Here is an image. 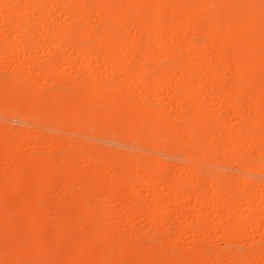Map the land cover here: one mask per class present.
<instances>
[{
	"label": "bare ground",
	"instance_id": "6f19581e",
	"mask_svg": "<svg viewBox=\"0 0 264 264\" xmlns=\"http://www.w3.org/2000/svg\"><path fill=\"white\" fill-rule=\"evenodd\" d=\"M11 1L0 0V66L17 65L10 64L12 76L0 78V113L16 110L37 123L21 127L12 141L0 137L3 164L18 165L0 171V239L8 243L7 251L47 264L262 262V231L250 239L255 228L264 227V179L252 178H264L261 1L242 0L240 6L228 0ZM40 57L45 58L42 65L37 63ZM72 65H77L76 75L67 71ZM46 84L73 86L70 91H47ZM130 87L138 94L133 89L129 93ZM212 89L218 94L206 93ZM152 99L166 101L157 107L152 102L153 107L148 104ZM215 109L221 114H214ZM42 124L110 131L121 138L129 134L151 149H176L184 159L162 183L157 175L168 164L156 157L95 151L87 140L72 138L77 134H68L72 137L65 140L71 145L60 154L56 148L64 138L50 140ZM32 131L38 132L33 139ZM30 139L35 148L21 151ZM43 147L49 148L45 154L39 152ZM218 163L240 172L226 179L213 167ZM84 164L92 169L102 164L116 178ZM160 185L172 194L157 201L154 191ZM124 186L136 190L133 196ZM30 187L35 202L28 197L31 191L25 193ZM140 189L150 196L131 208L133 203L128 204ZM114 200L125 209L123 215L144 216L140 224L145 227L111 229L107 218L118 215L106 204ZM225 201L232 205L222 210ZM177 204L184 213L178 215L183 228L169 214ZM159 207L168 213L158 214ZM15 216L22 218L18 225L12 221ZM172 216L179 228L168 231L164 219ZM248 226L254 227L251 233ZM50 227L53 240L47 237ZM206 233L220 234L218 240H226V246L202 248L199 242ZM169 234L178 245L190 237L192 247L174 245L181 252L171 251L173 244H164ZM239 240L250 241L241 249Z\"/></svg>",
	"mask_w": 264,
	"mask_h": 264
},
{
	"label": "rangeland",
	"instance_id": "374dc122",
	"mask_svg": "<svg viewBox=\"0 0 264 264\" xmlns=\"http://www.w3.org/2000/svg\"><path fill=\"white\" fill-rule=\"evenodd\" d=\"M12 1H14V0H12ZM11 1V2H12ZM18 2H20L19 0H17ZM261 1V4H262V6H264V0H260ZM16 2V1H15ZM15 2H13V3H15ZM18 2H16V3H18ZM228 2H231V3H233V5H237V6H240L241 5V2H242V0H228ZM230 3V4H231ZM4 33H7L8 34V32L7 31H5ZM5 35V34H4ZM6 36V35H5ZM62 55V53H60V52H58V57L57 58H59L60 56ZM45 58L44 57H40V59L37 61V63L39 64V65H42L45 61ZM20 61V60H19ZM19 61H18V63H19ZM41 62V63H40ZM12 62H10L9 64L8 63H6V64H4V65H1L0 67L2 68H0V78H1V76L3 75L5 78L6 77H10L9 75H13V69H11V65L12 64H16L17 62H14V63H12ZM8 64V65H7ZM11 64V65H10ZM14 64V65H15ZM17 65V64H16ZM15 65V66H16ZM7 66H9V67H7ZM74 67V68H73ZM77 65L76 66H74V65H72V67L70 66L69 67V69H67V71H68V73L70 74V75H72V73L73 72H75L76 70H77ZM10 70H9V69ZM9 70V71H8ZM73 70V71H72ZM75 70V71H74ZM99 71L101 72V69H99ZM103 71V70H102ZM77 73V72H76ZM76 73H73L74 75H76ZM7 74H9V75H7ZM104 73L102 72V74H98V75H100V77L102 78V77H104V75H103ZM84 75V74H83ZM82 77V76H81ZM84 77H86V74L83 76V78ZM2 79H4V78H2ZM56 86H58L57 88H56ZM64 86H66L67 88H68V90H67V88L65 87L64 88ZM73 86V85H72ZM72 86H70V85H68V84H64V85H61V87H60V85H50L49 86V84L47 85H44V89L45 90H47V91H70V90H72ZM135 87V86H134ZM134 87L132 88V87H130V92H129V90L127 89V94H129V93H132L133 91H135L136 89H137V91L139 92L140 90H141V88L139 87V86H137L138 88H136L135 90H134ZM132 89H133V91H132ZM180 89H178V91H179ZM211 90V89H210ZM213 91H207L206 93L207 94H209V92L210 93H216V94H218L217 93V90L216 89H212ZM215 90V91H214ZM132 91V92H131ZM137 91H135V93L137 92ZM129 92V93H128ZM138 92L136 93V94H138ZM135 93H134V95H135ZM214 94H210L211 96L213 95V96H215ZM131 95V94H130ZM210 95H208V96H210ZM163 99V98H162ZM160 100L161 102H163V100ZM157 101V100H156ZM160 101H157L156 103H155V99L153 100L152 99V101H150L149 100V103L148 104H150V105H152L153 106V104H151L152 102L154 103V106H156V105H158L159 103H160ZM165 101H166V99H164V102H163V104L161 103V104H159V106L161 105H164L165 104ZM153 106V107H154ZM157 107V106H156ZM170 108H171V106H170ZM175 108H174V106L172 107V109H169V111H168V113L171 115L172 113H174L175 112V110H174ZM173 110H174V112H173ZM16 110H10V111H8L7 113L6 112H2L1 111V113H0V137L2 136H6V138H8L9 140H14L16 137L15 136H17L19 133H20V130H21V127L22 128H24V127H29L28 125H31V123H37V122H35V119H32V118H30V117H23V115L21 114V113H19L18 111H16ZM215 111H217V112H215ZM214 114H216V115H218V114H221L220 112V110H214ZM215 115V116H216ZM171 116H173V115H171ZM27 118V119H26ZM233 122V121H232ZM231 122V123H232ZM19 123V124H18ZM23 124V125H22ZM27 125V126H26ZM142 126H144V128L146 127V123L145 122H142ZM59 127H61V125L59 124L58 126L57 125H50V124H42V128H41V131H43V133L45 134V135H47L48 137H50V140H54L55 139V137H59V138H62V140H63V138H64V140L60 143V147H57L56 148V151H58L60 154H61V152L62 153H64V151H66V149H68V147H70V145H71V143H69V142H66V140L69 138V137H72L71 135H76V137H72V138H74L75 140L76 139H84V140H87L86 141V143H90V147L92 148H94L93 150H95V151H100L99 149H101L102 151H106L107 153H111V152H116V153H118V154H123V155H126L127 156V154H128V156L129 155H132V156H135V157H145V156H153L154 158L156 157L157 159H160V161H163L164 163H167L168 165H162L161 166V168L162 167H165V168H160V170L159 171H161V173L160 172H158V180H161L162 181V183L166 180V178L168 177H166V175H169V174H172L173 173V170L175 171L176 170V165L177 166H180L181 164H182V159H184V156H183V154L181 153V152H179L178 150H176V149H174V150H170V152L169 151H167L164 147H162V146H154V147H152V149H151V147H149L146 143H144V144H140V143H138L137 142V140L132 136L131 137V135H126V137H123V138H121L120 136H118V135H116V134H113L112 132L110 133V131H108V132H98V131H93V132H87V131H85V130H82V128H77L78 130H79V132H78V130L77 131H71V129H69L68 128V130H67V127L66 126H62L61 128H59ZM48 130V131H47ZM55 130V131H54ZM6 133H5V132ZM37 132V131H36ZM35 131H32L31 133H30V138L31 139H33L35 136H37V134H38V132L36 133ZM63 132V133H62ZM81 132V133H80ZM3 133H5L4 135H3ZM91 133V134H90ZM35 134V135H34ZM68 134H71V135H68ZM83 136V138H80V137H82ZM63 136V137H62ZM65 136V137H64ZM78 136V137H77ZM80 136V137H79ZM66 137H68V138H66ZM86 137V138H85ZM88 137V138H87ZM89 137H91L90 138V140H89ZM65 138H66V140H65ZM95 140H94V139ZM29 140V142H27L25 145L23 144L21 147H20V150L21 151H26V152H29L30 151V149L32 150L33 148H35V144L33 143V140ZM100 140V141H99ZM77 141V140H76ZM75 141V142H76ZM103 141V142H102ZM66 142V143H65ZM74 142V143H75ZM30 143V144H29ZM65 143V144H64ZM106 143H108V144H106ZM63 144V145H62ZM31 145V146H30ZM67 145V146H66ZM116 145V146H115ZM119 145V146H118ZM121 145H122V147H121ZM32 147V148H31ZM130 147V148H129ZM62 148H64V149H62ZM132 148V149H131ZM41 149V151L39 150V152L40 153H42V154H45L44 152H47L48 150H49V148H47V147H43V148H40ZM134 149V150H133ZM43 150V151H42ZM62 150V151H61ZM144 151V152H143ZM146 151V152H145ZM150 153V154H149ZM139 156H138V155ZM161 155V156H160ZM152 157V158H153ZM3 158H5V156L4 155H1L0 156V171H3V170H5V169H2V168H6V170H11V169H13L14 167H16V165L17 164H15V163H13V164H15V166L14 165H11L12 163H10L9 165H6L5 166V164H3V161L5 160V159H3ZM151 157H149V159H150ZM145 159H146V157H145ZM180 159V160H179ZM163 162H162V164H163ZM83 163H85V162H83ZM79 163H77V165H78ZM88 163H86V165H87ZM99 164V163H98ZM98 164H96V165H98ZM171 164V165H170ZM219 164V163H218ZM215 164V166H214V164H213V167L215 168L216 166L217 167H221V168H215V169H218L219 171V173H220V175L222 176V177H224V178H226V179H230L229 177H226V176H233V175H231V174H235V173H239L240 172V169H238L236 166H234V165H230V167H229V165L228 166H225V165H221V164ZM85 165V164H84ZM85 165V166H86ZM18 166V165H17ZM91 165H89V166H86V167H88V168H91L92 169V166L90 167ZM13 167V168H12ZM97 167V168H96ZM167 167V168H166ZM229 168V170H227L228 168ZM11 168V169H10ZM94 168L96 169L95 171L96 172H98V170L97 169H100V168H102V169H104L105 171H107V175H109L108 176V178H116L115 177V174H113L114 172H112V171H110V169H109V171H108V169H105L106 167L103 165L102 166V164L98 167V166H95L94 165ZM94 168L92 169V170H94ZM170 168H171V170H170ZM223 168V169H222ZM225 168V169H224ZM101 169V171H103ZM210 169H211V167H210ZM165 170V171H164ZM208 170V169H207ZM207 170H206V173H207ZM100 171V170H99ZM100 171V172H101ZM164 172V173H163ZM171 172V173H170ZM167 173V174H166ZM40 174V173H39ZM36 175V176H39L40 177V175H42V174H40V175ZM163 174V175H162ZM208 174V173H207ZM259 175V177H257V174H253V176H252V178H253V180H255V181H258V182H260L262 179H264L263 178V176H261L262 174H258ZM233 178V177H232ZM232 178L230 179V180H232ZM162 186L163 185H160L154 192H157V193H154V194H156V195H154V199L155 200H163V199H165V198H167V194H168V198L171 196V192H168V191H165V190H163V188H162ZM127 187H129L130 188V186H124V188H127ZM132 188V187H131ZM162 188V189H161ZM126 190H128V188L126 189ZM132 190V191H131ZM140 190H142V191H140ZM139 190V192H137V196L136 197H132V200L130 201L131 203H127L128 205H132V203H133V205H132V207L131 208H133V206H134V203L135 204H137V203H139L141 200L143 201V199H145V198H148L149 196H150V191H143L144 189H140ZM29 191H31L30 193H29ZM130 191V192H129ZM134 191H136V190H133V189H129L127 192L128 193H130V195H132L133 196V193H134ZM25 193H29V195H28V197H30L31 198V200L32 201H36L37 200V198H36V195H34V188L33 187H30V188H28V189H26L25 190ZM31 193H32V195H31ZM167 193V194H166ZM165 194H166V196H165ZM27 195V194H26ZM140 195V196H139ZM161 196V197H160ZM163 196V197H162ZM173 196H174V194H173ZM226 196H223V199L225 200L226 198H225ZM36 198V199H35ZM98 200V201H97ZM97 200L95 199V202L97 201V203L99 202L100 203V199H98L97 198ZM116 201H117V203L119 202L118 200H114V201H112L110 204L109 203H107L106 204V207H107V205H108V207H109V205H110V207H111V211L112 212H114V213H116L118 216L117 217H119V218H115L116 220L117 219H119L118 221H116L113 217L114 216H111V218H110V216H109V218H107V220H108V223L107 224H109V226L111 227V229H114L115 230V226H116V228L118 227V226H120L118 229L120 230H123V232H127V231H129V229L131 230V228H140V230L141 229H143L145 226L144 225H141L140 224V222L143 224V222L145 221V218H143L142 217V215H138V214H135V213H131L130 215H128V217H126L127 219L128 218H130V216H131V218L130 219H124L125 218V216H127L126 214L125 215H123V213L122 212H125L124 210L125 209H121V208H119L120 206H121V204H120V202H119V204H117L116 203ZM141 201V202H142ZM96 203V204H97ZM98 203V204H99ZM232 202H227V201H225L224 202V206H222V210L223 209H225V208H228V206H231L232 204H231ZM231 204V205H230ZM128 205H127V207H128ZM107 207V208H108ZM109 207V208H110ZM129 207V208H130ZM163 209H166L165 207H163V206H161ZM224 207V208H223ZM108 208V209H109ZM130 208V209H131ZM177 208V209H176ZM180 208V209H179ZM128 209V208H127ZM163 209H160V207H159V209H158V214H163V213H168L167 211H165L164 212V210ZM110 210V209H109ZM168 210V209H167ZM115 211H117V212H115ZM170 213L169 214H171V215H173L174 216V219H176V218H178L177 220L179 221L180 219H181V215H184V213L182 214V209H181V207L177 204V205H173L171 208H170ZM173 211V212H172ZM176 211V212H175ZM178 211V212H177ZM189 214L191 215V210H189ZM120 214H122V216L120 215ZM192 214H193V217H194V213L192 212ZM209 214V213H208ZM207 214V215H208ZM177 215V216H176ZM178 215H180V216H178ZM49 216H53V214H49ZM124 216V218H121V217H123ZM173 216L172 217H170V218H165L164 219V223L166 224H163V227L165 226L166 228H167V230H168V228H170L171 227V229L170 230H175L176 228L178 229L179 227H181V228H183V227H185V225H184V223H182L181 221H179L178 223H179V227H177L178 226V224L176 223V221L177 220H175V222L173 221L174 219H173ZM179 217H180V219H179ZM191 217H192V215H191ZM209 217H211L210 219H214V217H212L211 215H209V216H207V218L209 219ZM16 218H18V220L16 219ZM121 218V219H120ZM195 218V217H194ZM194 218H191V220H193L194 221ZM19 219H22L21 217H14L13 219H12V221L14 222V223H16L17 225L20 223V222H18V221H20ZM96 219H98V218H96ZM140 219V220H139ZM142 219V220H141ZM144 219V220H143ZM170 219H173V220H170ZM208 219H206V220H208ZM182 220V219H181ZM131 222V223H130ZM173 222V223H172ZM181 222V223H180ZM118 223V224H117ZM134 223V224H133ZM137 223V224H136ZM127 224V225H126ZM181 224V225H180ZM182 224L184 225V226H182ZM131 225V226H130ZM136 227H135V226ZM134 226V227H133ZM175 228H174V227ZM113 227V228H112ZM123 227V228H122ZM125 227V228H124ZM249 227V228H248ZM247 227V229H250V232L249 233H251L252 231H253V229H254V227H253V229H252V227L250 228V226H248ZM174 228V229H173ZM262 228H264V227H261V229H257V228H255L254 230H257V231H255V232H253V234L251 233V235L252 236H250V239L253 237V238H258V235L256 234V233H258L259 231V233L260 234H262L263 233V235H264V229H262ZM118 229H116V230H118ZM140 230H138L137 229V232H139ZM170 230H168V231H170ZM47 231V230H46ZM135 231H136V229H135ZM247 231H249V230H247ZM261 231H262V233H261ZM258 233V234H259ZM47 237L49 238V239H55L56 237L54 236V234L52 233V230H51V227L48 229V231H47ZM52 234V235H51ZM219 234V233H218ZM169 235H171V236H168L167 235V239L168 240H170V241H168L167 239H166V236H165V238L163 237V239H166L165 240V242H164V244H166V246H169V245H167V244H173V241L171 240L172 239V237H173V235L172 234H169ZM202 235H205V236H203L202 238H204L203 240H204V242H202L201 240H200V242H199V239L201 238V236ZM202 235H200L199 234V236H200V238L198 239V238H196V240H197V242H199V244L200 243H203V244H201V247L202 248H205V247H207V246H211V247H225L226 245L225 244H227L226 243V240H224V239H219L218 240V238L220 237L221 238V236H220V234L219 235H217V233H214V234H208V233H206V234H202ZM208 235H210V236H208ZM212 235V236H211ZM217 236V239L216 238H214L213 236ZM257 235V236H256ZM263 235H259L260 237H261V239L262 240H264L263 238H264V236ZM207 236V238L205 239V237ZM215 236V237H216ZM219 236V237H218ZM189 237V236H188ZM198 237V236H197ZM69 238V237H68ZM67 238V239H68ZM71 238V237H70ZM148 238V237H147ZM151 238V237H150ZM187 238V237H186ZM186 238L185 239H183V241H184V244H183V242L182 243H179V242H181V241H179L178 243H179V245L181 244L182 245V247H181V249H185L186 247V249H190L191 247H192V244H193V242L192 241H188V240H190V237H189V239L187 240V241H185L186 240ZM212 238V239H211ZM149 239V238H148ZM147 239V240H148ZM71 240V239H70ZM252 240V239H251ZM164 241V240H163ZM172 241V242H171ZM242 241H244V242H242ZM250 240H248V241H246V240H239V241H237L238 243H240V244H238L237 242L235 243L236 244V246H237V244H238V248H244L248 243L247 242H249ZM191 244H190V243ZM215 242V243H214ZM0 249H3V251L1 252L0 251V264H17V262H23V263H25V264H27V263H30V264H47V262L45 263L44 262V260H42L41 262H39L38 260H31V259H27V258H17L14 254H12V253H10L9 251H7V247H6V245L8 244V243H3L2 242V240L0 239ZM214 243V244H213ZM247 243V244H246ZM171 244V245H172ZM190 244V245H189ZM199 244L197 245V249L200 251V250H202V248L199 246ZM209 244V245H208ZM246 244V245H245ZM174 245H178L177 244V242H176V244L174 243L173 244V246H170V249H171V251H173L175 248H177V246H175L174 247ZM178 245V247H180ZM184 245V246H183ZM235 246V247H236ZM2 247V248H1ZM174 249H173V248ZM199 247V248H198ZM231 247H234V245L233 244H231ZM178 249H180V248H178ZM174 251H177V249L176 250H174ZM173 251V252H174ZM180 250H178L177 252H179ZM186 251V250H185ZM181 252V251H180ZM2 253H4V255L5 256H3V254ZM12 256V257H11ZM8 258V259H6V258ZM16 257V258H15ZM261 259V258H260ZM259 259V260H260ZM13 260V261H12ZM2 261H3V263H2ZM261 261V260H260ZM260 261H256L257 263L256 264H264V260L262 259V262H260ZM13 262V263H12ZM20 263V264H23V263ZM255 264V263H254Z\"/></svg>",
	"mask_w": 264,
	"mask_h": 264
}]
</instances>
